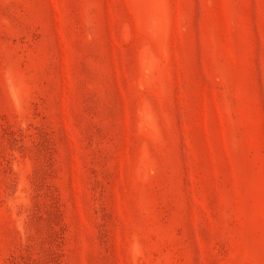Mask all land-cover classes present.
Returning a JSON list of instances; mask_svg holds the SVG:
<instances>
[{"label": "rangeland", "instance_id": "1", "mask_svg": "<svg viewBox=\"0 0 264 264\" xmlns=\"http://www.w3.org/2000/svg\"><path fill=\"white\" fill-rule=\"evenodd\" d=\"M0 264H264V0H0Z\"/></svg>", "mask_w": 264, "mask_h": 264}]
</instances>
